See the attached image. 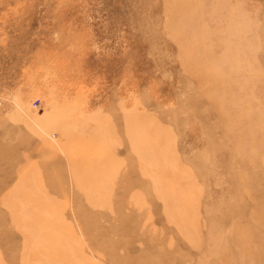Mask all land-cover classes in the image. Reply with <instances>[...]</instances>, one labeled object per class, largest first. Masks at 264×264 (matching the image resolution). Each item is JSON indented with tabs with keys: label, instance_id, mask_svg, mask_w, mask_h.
I'll return each instance as SVG.
<instances>
[{
	"label": "rangeland",
	"instance_id": "1",
	"mask_svg": "<svg viewBox=\"0 0 264 264\" xmlns=\"http://www.w3.org/2000/svg\"><path fill=\"white\" fill-rule=\"evenodd\" d=\"M0 264H264V0H0Z\"/></svg>",
	"mask_w": 264,
	"mask_h": 264
}]
</instances>
